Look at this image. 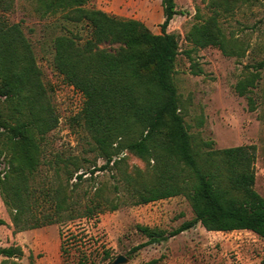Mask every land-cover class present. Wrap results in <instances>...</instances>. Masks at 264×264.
Returning a JSON list of instances; mask_svg holds the SVG:
<instances>
[{
	"label": "trees",
	"instance_id": "16d2710c",
	"mask_svg": "<svg viewBox=\"0 0 264 264\" xmlns=\"http://www.w3.org/2000/svg\"><path fill=\"white\" fill-rule=\"evenodd\" d=\"M26 1L41 17L60 21L62 32L52 40L53 65L83 95L75 120L87 131L89 151L96 155L94 159L62 152L46 155V136L58 126L59 116L22 23H1L0 195L14 232L57 223L62 226L61 264H110L111 249L93 254L73 241L70 227L63 228L77 219L119 209L123 204L119 193L124 190L133 204L183 195L194 211L191 220L170 231L138 225L147 240L131 252L198 223L212 231L247 229L264 238V197L255 188L256 146L203 150L185 121L175 80L179 42L167 30L179 13L175 0H162L161 33L140 20L92 7V0ZM186 39L197 47L217 46L228 56L239 53L216 15L194 24ZM263 67L264 61L258 62L238 80L239 95H248L257 86ZM192 71L199 73L201 68L192 63ZM249 104L253 110L250 96ZM126 152L147 168L127 171ZM44 170L52 171L48 180L40 177ZM98 170H117L116 181L94 183L83 202L80 184ZM3 224L7 221L0 218ZM0 255L21 257L23 249L0 246Z\"/></svg>",
	"mask_w": 264,
	"mask_h": 264
},
{
	"label": "rangeland",
	"instance_id": "374dc122",
	"mask_svg": "<svg viewBox=\"0 0 264 264\" xmlns=\"http://www.w3.org/2000/svg\"><path fill=\"white\" fill-rule=\"evenodd\" d=\"M179 13L171 21L168 31L178 38L180 53L176 63L175 80L181 97L185 121L193 139L203 150L231 146H256V190L264 197V67L257 86L248 95H239L235 85L254 65L264 61V0H175ZM92 7L110 14L144 22L154 33H161L164 20L162 0H92ZM216 15L226 38L239 53L228 56L217 46L197 47L186 39L191 27ZM21 22L30 39L52 104L59 116L58 126L46 136V155L54 152L85 155L91 138L75 119L83 105V95L67 84L53 65L52 40L62 32L55 17H41L26 0H0V24ZM192 63L201 72L192 71ZM249 96L255 108L249 104ZM211 145L206 146V143ZM129 171L146 169V163L126 152ZM103 163L98 160V165ZM48 168V166L46 165ZM52 171H42L40 177L48 180ZM117 170H98L79 187L81 197L93 184L112 185ZM119 174V172H118ZM38 179H41V178ZM122 195V206L93 219H77L70 226L78 244L96 254L111 249L114 259L123 255L120 264H264V238L251 230L212 231L200 223L176 236L142 247L131 249L147 240L138 225L157 226L168 231L194 217L189 200L173 196L147 204H133ZM85 199L83 200V202ZM0 246H20L21 257L0 255V264H61L62 226L54 223L14 232L9 212L0 195ZM31 254L33 255L31 258ZM112 261V262H113Z\"/></svg>",
	"mask_w": 264,
	"mask_h": 264
},
{
	"label": "water",
	"instance_id": "95a60500",
	"mask_svg": "<svg viewBox=\"0 0 264 264\" xmlns=\"http://www.w3.org/2000/svg\"><path fill=\"white\" fill-rule=\"evenodd\" d=\"M127 259L126 257H124L123 255H119L113 262H111L110 264H120L125 262Z\"/></svg>",
	"mask_w": 264,
	"mask_h": 264
}]
</instances>
